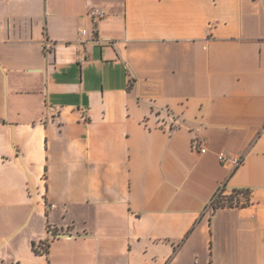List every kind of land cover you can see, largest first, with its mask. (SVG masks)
I'll use <instances>...</instances> for the list:
<instances>
[{
  "label": "crops",
  "instance_id": "0c3cea01",
  "mask_svg": "<svg viewBox=\"0 0 264 264\" xmlns=\"http://www.w3.org/2000/svg\"><path fill=\"white\" fill-rule=\"evenodd\" d=\"M0 264H264V0H0Z\"/></svg>",
  "mask_w": 264,
  "mask_h": 264
},
{
  "label": "built area",
  "instance_id": "2783aa9c",
  "mask_svg": "<svg viewBox=\"0 0 264 264\" xmlns=\"http://www.w3.org/2000/svg\"><path fill=\"white\" fill-rule=\"evenodd\" d=\"M89 14L93 18L94 23H97L100 19L104 18L107 15V12L103 8L96 7V8H92L90 10ZM86 32H87L86 29H83L81 31L82 34H86ZM79 60L85 61V57L81 56L79 58ZM166 120H168V121H166ZM166 120L160 119L158 121V124L160 127L167 128L170 131L174 130L177 127V125L179 124V120L177 118H175L170 113L167 115ZM201 150L205 151V148H202ZM220 158L224 164H232V166H234V167L238 166L244 160L243 155H238V156H235L233 158H228L224 153L220 154ZM223 188H224V186H221L217 190L216 194L212 197L210 202L207 204L206 210L211 209L212 211H214L217 209V207H216L217 197H218L220 190H222ZM48 233H49L51 238H54L56 236L54 229L51 227L48 228ZM47 246H48V243L42 242L40 248L43 251V249L46 248Z\"/></svg>",
  "mask_w": 264,
  "mask_h": 264
},
{
  "label": "rangeland",
  "instance_id": "374dc122",
  "mask_svg": "<svg viewBox=\"0 0 264 264\" xmlns=\"http://www.w3.org/2000/svg\"><path fill=\"white\" fill-rule=\"evenodd\" d=\"M250 203L251 192L249 190H234L224 187L218 194L216 207L246 206Z\"/></svg>",
  "mask_w": 264,
  "mask_h": 264
},
{
  "label": "trees",
  "instance_id": "16d2710c",
  "mask_svg": "<svg viewBox=\"0 0 264 264\" xmlns=\"http://www.w3.org/2000/svg\"><path fill=\"white\" fill-rule=\"evenodd\" d=\"M244 192V191H243ZM220 208V207H217V209ZM33 248L36 252H39L38 248H37V245L36 243L33 244ZM43 252L44 253H47L48 252V246L46 248L43 249Z\"/></svg>",
  "mask_w": 264,
  "mask_h": 264
}]
</instances>
